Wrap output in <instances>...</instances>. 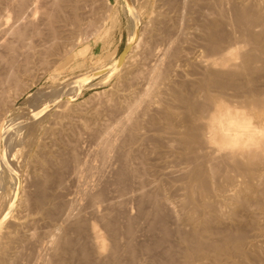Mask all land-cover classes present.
I'll return each instance as SVG.
<instances>
[{
	"label": "rangeland",
	"instance_id": "374dc122",
	"mask_svg": "<svg viewBox=\"0 0 264 264\" xmlns=\"http://www.w3.org/2000/svg\"><path fill=\"white\" fill-rule=\"evenodd\" d=\"M17 1L19 2L20 0H0V34H2L0 35V78L2 79L0 82H5L3 85L0 83V89L5 90L3 88L5 86L7 89L5 90L7 94L4 96V99L7 97V100H5L3 105H0V130L3 131L2 133L5 134V138L10 143L12 159L14 158L15 160H13L16 162L14 170L5 166L3 162H0V237L1 235L3 236L0 238V249L3 246L5 247L4 257L6 261L8 260L7 263L10 264V260L14 258L15 260L12 259L13 262L18 261V264H44L47 262L46 259L49 262L48 264H53L52 260H55V256L52 257L53 254L48 246V239H50L53 231L64 236L67 234V238L69 237V239L74 240L77 235L74 222L79 220L82 216L81 214H83V217L80 218L81 221H85L86 223L91 221L92 216L89 215V208H86L88 207L89 200L85 193L103 189L102 192L105 193V196L114 197L125 184L124 196L119 195V192L117 194L118 197L115 198V196L112 199L114 205H118L115 206L116 208L113 207L116 215L120 216L123 214L121 216L122 221L118 218L119 223H122L121 226H124L126 223L124 213H127L126 217L134 216V219L137 218L134 220V223L138 225L135 226L133 223V228L136 230L135 239L137 241L135 240V242L138 244L142 242L143 245H152L162 240L158 248L159 251L169 243L177 244L178 237L173 233L176 227L175 217L181 216L182 212L187 210V208L185 210L182 209L183 205L188 203L186 202L187 198L184 199L186 196H183L186 192H184L185 190L182 188L183 183H181L182 171L187 167L191 169L194 164L184 161L186 157L191 158L192 153L185 149V146L183 147L177 142L174 131H172V134L171 131H168L169 129H166V119L164 118L166 115L169 116L170 113L169 117L173 116L170 119L173 125H175L174 130H182L180 121L178 120L181 118V115H184L183 113L185 115L188 113L183 108L184 104L182 105L179 102L180 100L183 102L182 98L179 100L176 97L180 94L182 96V93L185 94L186 92L190 93L194 91L195 93L192 81L195 80V77L200 76L202 67L199 65L197 59H204L206 54L209 59V56L212 54L204 47L206 53H203L205 50L202 52L204 56L201 53V49H203H200L202 35L198 29L201 22L203 23L204 20L211 19L212 16H217L215 17L217 19L221 20L223 18L226 24L225 27H227V29L225 28L226 31H234L237 24L231 25L229 22L231 17L229 4L234 1L241 2L242 4L247 0H228V2L227 0H221V2L217 0L218 5L215 2L216 0H37L38 3H36L41 6L43 5V9L46 7V13H49L50 19L52 18L50 24L55 23L50 26L53 30L55 27V37L57 38L52 42H49L50 33L47 34L50 27L48 30V26L44 23L46 15L40 13V10H37L39 12L33 10V3L30 2L32 0H21L23 1L21 4ZM50 1L56 2V5ZM16 3L20 6L22 5L19 7L21 11L24 10L23 13L32 14L31 16L26 15L27 17L24 16L25 19L28 18L25 20V23L28 20L26 25L19 24V27H21L19 32L21 34L13 33L9 29L7 30L9 25L14 22L15 16L18 13L16 12L18 10H15L17 9L16 5H18ZM216 8L223 11L220 13ZM214 9L219 12V16L223 14L221 15L222 18H218V14L216 13V15L213 12L215 11ZM23 13L22 15H24ZM42 16L44 19H42ZM21 23L24 22L22 21ZM22 27L25 29L23 30ZM34 28H38L37 34L34 33ZM237 32L236 35L239 38L240 44L239 50H243L245 46H243L242 37L240 39V33ZM136 37L140 39L138 40L139 43L136 40L138 45L134 41ZM30 40L35 44L34 49L36 52L35 50L31 51L33 54L29 52L31 49L23 47L24 43ZM128 53H130L129 56L127 55ZM198 53H201L202 55H199L202 57L197 58L199 57ZM26 56L28 57V72L24 74L18 72L15 76L16 80L13 76L6 80L7 70H10V61L17 60L16 63H20L19 65L13 64V72H15L16 67L19 69L23 65L22 62L24 61L23 59L27 58ZM258 84H260L259 81ZM180 89L182 93L180 92L179 94ZM174 91H176V96H174L175 93L173 94ZM211 94H214V91ZM194 97L196 98V96ZM223 99L225 101L230 100V98L225 97ZM39 104L41 111L36 118L18 123L20 121L18 118L22 116L25 110L30 107H37ZM164 111H168L169 113L165 112L164 114ZM179 111L183 113L181 114ZM249 113L256 115L253 119L254 121L257 120L255 128L261 130L256 134L255 140L261 141V138L264 140V112L254 109ZM126 116L129 118L126 119ZM152 120L153 122H151ZM25 122L27 123L26 125L24 124ZM30 122L31 124H29ZM176 126L178 129H176ZM122 130L123 132H121ZM118 133L122 134L119 135ZM262 150L264 151V145L258 151V154L261 155L260 157L264 156V152L261 153ZM103 152H107V155ZM120 152L123 154L127 153V167L129 168L130 166L131 168L134 167V170L137 169V174L140 177L133 180L134 176L128 173V175H125L127 178L123 179V177V180L121 179L124 181V185L120 181L123 187L121 184L118 185L119 181H117L119 180L117 174L122 166L118 156ZM260 157L257 159L261 160ZM189 158L186 159L188 160ZM131 161L134 162V166ZM64 181L65 183H63ZM135 185H139L137 187L138 190ZM82 190L84 192L88 190V192L84 193ZM166 192L170 194L167 195ZM151 193L156 194V196L160 195L158 197L160 200L162 198L167 201V204L162 206L161 211L163 216H165V227L170 231V234L167 236L168 240L163 238L162 226L160 224L157 225L159 222L152 220L153 217L155 219L156 217L149 208L151 207L150 202L146 199V194L151 195ZM20 196L21 202L18 205L17 201ZM119 197L120 200H117ZM117 201L119 203H116ZM120 202L123 204H120ZM126 203L129 204L126 205ZM64 204L69 206L68 209ZM52 207H54L53 210L50 209ZM48 209L52 210L51 213ZM77 210L82 211L81 214H78L79 211ZM138 210L143 211L138 212ZM44 211H47L46 214ZM61 212L63 215H61ZM65 212L71 213H68L70 218L64 216ZM84 215L86 216L85 218ZM15 216L23 222L18 226L14 225L15 227H12L13 222H11V218L13 219ZM62 217L63 219L61 220ZM65 219L69 220H66L67 222L63 221ZM182 227L188 231L187 226L182 225ZM21 230L22 232H20ZM100 231L102 230L100 229ZM105 235L102 232L104 241L102 252L105 253H101L100 256L98 255L99 257L94 256V263H99L106 257L109 239ZM259 245L263 246V243L259 242ZM14 253L16 254L14 255ZM122 258L125 260L124 257ZM62 259L64 260V264H82L80 259L76 255L72 256L71 253L64 254Z\"/></svg>",
	"mask_w": 264,
	"mask_h": 264
},
{
	"label": "bare ground",
	"instance_id": "6f19581e",
	"mask_svg": "<svg viewBox=\"0 0 264 264\" xmlns=\"http://www.w3.org/2000/svg\"><path fill=\"white\" fill-rule=\"evenodd\" d=\"M51 1H55V0H51ZM21 2L23 3V1H21V0L18 3L21 4ZM30 2L33 3V10L34 11L39 12L37 10H40L41 11L40 13H43L46 15V19H45L44 23L48 26L47 27V29H48L52 24V23L50 24L52 18L50 19L49 13H46V11H47L46 7L44 8L45 9L44 10L42 8L43 5L41 6V5L37 4L38 3L37 0H32ZM215 2L217 3V0ZM220 2H221V0H220ZM227 2H228V0H227ZM18 3H16V4H18ZM51 3H54L56 5V2H51ZM19 4L16 5L17 9H15V10H18V11H16L18 13L15 16L14 22L11 23V25H9L8 28L7 27L6 28H7V30L9 29L10 31H12L13 33L21 34V32H19V29L21 27H19V26L23 25V24L26 25L28 20L26 21V23H25V20L28 18L25 19L24 16H26L28 14L23 13L24 10L23 11L20 10L21 9L20 7L22 5L20 6ZM218 4L219 3H217V5ZM229 6H230L229 7L230 12L229 13L231 14V17H232V18L230 17L229 22L231 25L235 24V23L237 24L236 26L239 28H237L235 26L236 28H234V29H236V30H234V31L230 30L231 32L226 31V29H227V27H225L226 24H225L223 18L221 17V15H223V14H220V16H219V12L216 11L217 8L214 9L216 12L215 11H213V12L215 14L217 13L218 18L219 17L222 18L221 20L215 18L217 16H212L211 19H208V17H207L208 20H206V21L204 20V22L203 23L201 22V25H199V28L197 27L201 31V35L203 36V39L201 36L202 44L200 45L201 46L200 49L204 47L205 49H208L207 51L209 53H212V54L210 55L208 53L210 55L209 59H208V56H206L207 54L204 56V54L206 53V50L204 48L201 49L202 50L201 53L205 50L203 52L204 54L202 53L204 56V59H203V58H200V56L202 54L198 53L199 57H197V58H200V59H197V61H198L199 65H201L202 67H201V70L198 69V70H200V74H199L200 76H198L197 78L195 77L194 78L195 80L193 79L194 81H192V84L195 87V93H194V91H192L190 93L186 92V90L188 88L185 90V92L188 94H186L185 92H184L185 94H183L181 92V89L179 92L177 91L179 94L181 92L182 96H180L181 94L180 95L178 94L180 97L177 96L176 98H179V100H180V98H182L183 102H181V100L179 102L182 103V105L184 104L183 108H185L187 113H188L185 115V113L182 112L184 115L183 116L181 115V118L179 117L180 119L178 121H180L179 123H180V127L182 128V130H180V131L174 130L175 125H173V122H171V119H170L173 116L169 117L170 113L168 111H164V114H165V112L169 113V116L166 115L165 118L163 117L164 119H166V124H165L166 129H169L168 131L169 132L171 131V133H172V131H174V133H175L174 135L177 136V137L175 136V138L177 139V142L180 143L183 147L185 146V149H187L188 151H190L192 153L191 158L186 157L184 155V157L189 158L188 160L185 158L186 160L184 159V161L189 162V163L192 162L194 164V165H192L193 167L190 166V167H192L191 169H189V167H187L188 168V170H187V168L185 167L186 169H184V171H182L183 175H182V182L181 183H183L182 188H184V190H185L184 192H186L185 195L183 194V196H186L184 199L187 198L186 202H188V203L184 204V205H183V203H181L184 206L182 210H185V208H187V210L183 211L182 214L179 213V214H181V216L175 217L176 227L174 228L173 233L178 237V243H177V241H176L177 244L169 243L163 249H160V251L158 250V248L160 247L162 240H160L161 242H157V243L155 242L152 245H143L142 242L140 244H138L137 242H135V240H136L135 239V231L136 230L133 228V226L135 225L134 220H136L137 218L134 219L133 218L134 216L131 217L130 215H129L130 217H126L128 214L124 213L125 212L124 211L123 213L125 216L124 218L126 220V223L124 226H121L122 223L121 224L119 223V220H121V216L123 214L121 213L122 215H120V216L116 215L114 208H116L115 206H118V205H116V204L114 205V202L112 199H114L115 196H116L115 198H117L118 197L117 194H119V192H120L119 195L124 196V194H125L124 188L126 187L125 186L126 184L124 185V181H122V180L125 179V177H126L125 175H128V173H129V175L130 174L133 175L134 176L133 180H134V178L139 177V174H137V172H138L137 169L134 170L135 169L134 167L133 168H131L130 166H129V168L127 167V164H126V160L128 158V157L126 158V156H128V155H126L127 153L123 154L122 152H120L118 156H119L120 163L122 166H121V169L119 170V172L117 174V177L119 179L117 181H119L118 185H120L122 183L124 185V187L121 184V186L123 188L120 187L121 189L118 191V193L116 195H114V197L110 196L111 199L109 196H108L109 197L108 198L107 196L104 195L105 193L102 192L103 189L102 190L99 189L97 191L95 190V192L94 191L88 192V190L85 191L88 193H85L82 190L88 196L89 204L87 205L88 207H86V208L87 209L89 208V213H90L89 215L92 216L90 219L91 221L88 220L89 222H87V223L85 221H81L80 218L83 217V214H81L82 211L81 212L79 211V210H81L80 209L81 207H80V208H78L79 210H77V211H79L78 214H81L82 216L80 217V215H79L80 221L76 220V222H74L75 223L74 228H75V232L77 234L76 235L77 238L75 237L74 240H71V239H69V237L68 238L66 237V235H67L66 233H65L66 235L64 236V235H60L58 233H54V231H53V233L50 235V239H48L49 250L53 254L52 257L55 256V260H52L54 258L51 259L54 262L53 264H64V260L62 259V257L66 253H69V254L71 253L72 256L76 255L80 259L82 264H264V156L260 157L261 155L258 154L259 149L261 150L262 145H264V140H262V138L260 139L261 141L255 140L256 134L259 133L261 130L259 128H255L256 127L255 124H256L257 120L254 121L253 119H254V116H256V115H252L249 113L251 110H254V109H259V112H264V0H247L245 3H242V4H241V2L238 3V2L234 1V2H231L229 4ZM219 8H221V7H219ZM218 11H220V10H218ZM221 11H223V10H221ZM221 11H220V13H221ZM22 13L24 15H22ZM31 15H28V16H31ZM23 18H24V20H22ZM42 19H44L43 16H42ZM22 21L24 23H21ZM181 22H182V20H181ZM54 24H52V25H54ZM6 28H5V31H6ZM22 29H23V27H22ZM37 29L34 28L35 34L38 33ZM50 30L48 31L47 34L50 33L49 42L50 41L52 42V41H55V38H56L55 37V27H54V30L51 29V27H50ZM20 31H22V30H20ZM237 31L240 33L239 34L240 39L242 37L243 46H245V48L243 50H239L240 44L238 41L239 38H237L238 36L236 35ZM0 35H2V34H0ZM17 36H19V35H17ZM24 36H25V34H24ZM27 36H28V34H27ZM49 36L47 35L48 38H49ZM37 37H38V35H37ZM134 39H135L134 40L135 42H136V40L137 41L140 40V39H137V37ZM178 39H179V37H178ZM20 40H21V38H20ZM31 40L25 42L23 45V47L25 46L28 49H31L30 51L27 49L29 52H31V51L33 52V50H35L34 49L35 44L32 43ZM138 43H139V41H138ZM138 43L136 42L137 45H138ZM132 48H135V47H132ZM35 52H36V50H35ZM160 54H161V52H160ZM199 54H201V55H199ZM127 55L129 56L130 53H128ZM23 60H22L23 65H21L19 69H17V67H16L15 72H13L14 71L13 66L15 65L17 60L16 61L11 60L10 63L8 62L10 70H7L8 73L5 76L6 80H8L7 78L12 77V76L16 80L15 76L17 75L18 72H21L23 74L28 72V69H29V67H27L28 57L23 59ZM155 62H157V61H155ZM159 62H160V60H159ZM16 64L19 65L20 63H16ZM193 75H195V74H193ZM161 76H162V74H161ZM188 76H189V74H188ZM151 77H152V75H151ZM0 80H2V79L0 78ZM10 80H11V78H10ZM258 81L260 84H258ZM261 81H262V83H261ZM0 83H2L1 85L5 84V82L3 83L2 81ZM17 83H18V81H17ZM5 87H3V88L5 90H7ZM177 89L179 90L178 87H177ZM5 90L0 89V103H1L0 105H3L5 100H7L6 99L7 97H5V99H4L5 94H7V93H5L6 92ZM210 91L211 92L214 91V94H211ZM175 92L176 91H174L173 94ZM146 94H147V91H146ZM197 95L199 98L197 97ZM174 96H176V93ZM194 96H196V98ZM223 97L230 98V100L226 99L227 101H225L223 99ZM165 106H167V105H165ZM178 106H180V105H178ZM0 108H1V106H0ZM30 108L25 110L22 113V116L20 118H18V119H20V121L18 123H21L22 121L29 120L31 118L33 120L34 118H36L39 115V113L41 111L40 104L37 107L34 106V108H31V109ZM184 112H185V110H184ZM118 113H120V112H118ZM164 114H163V116H164ZM154 115H156V114H154ZM128 118L129 117L126 116V119H128ZM32 120H31V122H32ZM144 121H146V120H144ZM31 122L29 124H31ZM151 122H153V120ZM24 124L26 125L27 123L25 122ZM127 124H128V122H127ZM19 126L21 127V125H19ZM164 127H163V130H164ZM0 128H1V126H0ZM176 129H178V127ZM7 131H8V129H7ZM2 132L3 131L0 130V162L1 163L3 162V164H5V166L14 170L16 168V162L14 161L15 160L14 158H13L14 160L12 159L11 150H10V143H8V140L5 138V134ZM121 132H123V130ZM121 134H119V135H121ZM176 139H175V141H176ZM131 141H133V140H131ZM148 142H149V140H148ZM87 144H88V142H87ZM97 145H99V144H97ZM110 145H112V144H110ZM72 147H73V145H72ZM70 149H72V148H70ZM138 151H139V149H138ZM184 151H186V150H184ZM263 152L264 151L262 150L261 153H263ZM103 153H105V152H103ZM63 154H65V153H63ZM148 155H150V154L148 153ZM168 155H170V154H168ZM69 156H71V154H69ZM178 156L180 157V155H178ZM72 157H73V155H72ZM184 157H182V158H184ZM259 157L261 160L257 159ZM104 158H105V155H104ZM73 159H75V158H73ZM159 159H161V158L159 157ZM85 161H87V160H85ZM254 162H257V163H254ZM103 163H105V162H103ZM133 163L134 162H132V165H133ZM190 164H188V165H190ZM176 166H177V162H176ZM181 167H182V164H181ZM83 168H84V166H83ZM109 173L111 174V172H109ZM135 176H137V177H135ZM142 177H143V175H142ZM46 178H44V179H46ZM139 180H141V179H139ZM148 180H150V179H148ZM120 181H122V182L120 183ZM143 181H146V180H143ZM43 183H41V184H43ZM63 183H65V181ZM125 183H126V181H125ZM179 183H180V181H179ZM41 184H40V186H41ZM95 186H96V184H95ZM95 186H93V187H95ZM138 186H136L137 190H138V188H137ZM52 187H53V185H52ZM39 188H42V187H39ZM66 190H67V188H66ZM158 190H160V189H158ZM77 192H78V190H77ZM79 192H81V191L79 190ZM83 192H82V194H83ZM154 192H156V191H154ZM126 193H127V191H126ZM147 194H148V192H147ZM147 194H146V199L150 202V205H151V207H149V208L151 209V212L153 213V215L156 217V219L153 217L152 220H154V221L156 220V222L157 221L159 222L157 225L160 224L162 226V227L161 226L160 227L163 230L162 231L163 238L167 239V236L170 234V231L168 229H166V227H165V224H164V222H165L164 217L165 216H163L162 211H161L162 206L164 204H167V201H165L166 199H162V198L160 200V198H158L160 195L156 196V194H154V193L153 194L151 193V195H147ZM166 194H167V192H166ZM169 194H167V195H169ZM178 194H181V193H178ZM20 195H21V193H20ZM122 196H120V197H122ZM120 197L117 200H120ZM175 197H177V196H175ZM180 197H182V196H180ZM35 198H37V197H35ZM43 198H44V196H43ZM172 198H174V197H172ZM86 199H87V197H86ZM130 199H131V196H130ZM171 200H173V199H171ZM115 201H116V199H115ZM183 201H181V202H183ZM20 202H21V196L19 197L17 204L19 205ZM53 202H54V200H53ZM39 203H41V202L39 201ZM116 203H119V201H117ZM121 203L122 202H120V204ZM132 203H134V202H132ZM135 203H136V201H135ZM127 204H129V203H126V205ZM51 205H52V203H51ZM64 205H66V204H64ZM68 205H69V203H68ZM130 205H131V203H130ZM119 206H121V205H119ZM181 206H179V207H181ZM49 207H51V206H49ZM68 207L69 206H67V209H68ZM50 209L53 210L54 207H52ZM50 209H48V210H50ZM61 209H62V206H61ZM67 209H66V211H67ZM76 209H77V207H76ZM52 210H50V213ZM74 210H75V208H74ZM122 210H124V209H122ZM37 211H38V209H37ZM139 211H141V210H138V212ZM180 211H181V209H180ZM46 212H45V214H46ZM83 212H85V211H83ZM68 213L71 214L70 212H68ZM68 213L65 212L64 216H67V218H70ZM61 215H63V213ZM148 215H150V214H148ZM117 216H119V217H117ZM135 216H136V214H135ZM63 217L61 218V220L63 219ZM71 217H72V215H71ZM85 217L86 216L84 215V218ZM118 218H120V219L118 220ZM8 220H10V219H8ZM66 220L68 221L69 219H65L63 221H66ZM82 220H84V219H82ZM11 222H13V225L11 224L13 227L14 225H17V226L20 225L21 222H23V221L18 220V218H16V216H15V217H13V219L11 218ZM133 223H134V225H133ZM137 225H135V226H137ZM182 225L187 226L188 231L186 229L184 230ZM98 226H99V228H98ZM100 229L102 231H100ZM20 232H22V230ZM102 232H104L106 234L105 237H107L109 239V246L107 247L108 249H107L106 257L105 258L102 257L103 259L99 263L98 262L94 263V260H93L94 256H98V255L100 256L101 253H105V252H102L104 249V241H103ZM150 232H151V230H150ZM47 234H48V232H47ZM1 237H3V236L1 235ZM136 238H137V236H136ZM41 239H42V237H41ZM27 240H29V239H27ZM120 240H121V242H120ZM259 242L263 243V246L259 245ZM41 243H40V245H41ZM29 247H30V245H29ZM89 247L91 248V251H90ZM45 250H46V248H45ZM13 252H11V253L13 254ZM15 254L16 253H14V255ZM4 255H5V247L3 246L0 249V264H9V263H7L8 260L6 261ZM122 257H124L125 260H123ZM9 258H11V257H9ZM12 259H14V258H12ZM12 259L10 260V264H14V262H15V261L13 262ZM46 261L47 262H45L44 264L49 263L47 259H46ZM17 262L18 261H16L15 264Z\"/></svg>",
	"mask_w": 264,
	"mask_h": 264
}]
</instances>
